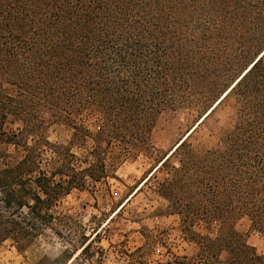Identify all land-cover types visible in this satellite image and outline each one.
Listing matches in <instances>:
<instances>
[{
  "label": "trees",
  "instance_id": "obj_1",
  "mask_svg": "<svg viewBox=\"0 0 264 264\" xmlns=\"http://www.w3.org/2000/svg\"><path fill=\"white\" fill-rule=\"evenodd\" d=\"M229 95L235 120L217 144L192 145L194 128L146 182L195 264H264L235 229L245 217L264 236V0H0V243L23 251L68 231L61 202L150 155L162 113L199 127ZM53 125L67 142L48 141Z\"/></svg>",
  "mask_w": 264,
  "mask_h": 264
},
{
  "label": "rangeland",
  "instance_id": "obj_2",
  "mask_svg": "<svg viewBox=\"0 0 264 264\" xmlns=\"http://www.w3.org/2000/svg\"><path fill=\"white\" fill-rule=\"evenodd\" d=\"M236 108L235 99L224 96L199 127L204 118L197 123L194 114L162 113L151 131L150 155L120 164L114 177L94 190L72 191L58 209L70 219L68 231L57 234L45 230L23 251L10 240L0 243V264H195L197 247L180 232L179 218L166 214V201L156 195L146 178L194 128L189 138L192 145L214 147L233 126ZM81 120L91 133L96 131L95 116L84 115ZM19 127L18 123L9 124L11 129ZM69 137L70 133L58 125L51 126L47 133L51 143H65ZM73 151L84 154L83 150ZM216 229L213 224L209 231L203 226L194 231L213 235ZM235 229L264 257V236L254 232L245 217L235 222ZM87 244L90 246L81 254V247Z\"/></svg>",
  "mask_w": 264,
  "mask_h": 264
}]
</instances>
